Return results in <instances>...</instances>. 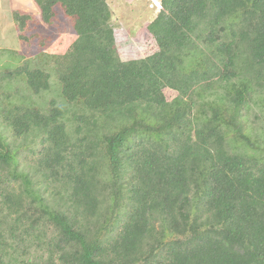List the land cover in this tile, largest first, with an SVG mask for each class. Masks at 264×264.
I'll list each match as a JSON object with an SVG mask.
<instances>
[{"label":"trees","instance_id":"obj_1","mask_svg":"<svg viewBox=\"0 0 264 264\" xmlns=\"http://www.w3.org/2000/svg\"><path fill=\"white\" fill-rule=\"evenodd\" d=\"M108 1L33 0L71 22L68 106L34 101L49 71L0 72V264H264V0H161L132 59Z\"/></svg>","mask_w":264,"mask_h":264},{"label":"rangeland","instance_id":"obj_2","mask_svg":"<svg viewBox=\"0 0 264 264\" xmlns=\"http://www.w3.org/2000/svg\"><path fill=\"white\" fill-rule=\"evenodd\" d=\"M160 4L161 0L108 1L117 48L124 59L136 58L156 50L155 42L149 36L146 27L159 13ZM15 12L31 17L23 33V39L19 37ZM41 22L40 12L33 0H0V72L21 66L26 61L31 62L33 67H40L51 73V89L33 97L34 101L41 107H45L50 100L68 106L61 96L54 62L50 58L64 51L66 37L72 36L71 22L61 9H57V16L49 26L42 25ZM20 89V95H30L23 86ZM166 95L168 100L174 97L169 90L166 91ZM250 111L249 125L255 132H264V106L258 102L254 103ZM19 144L20 141L17 142V145ZM28 160L33 165L34 161L38 160V154H30ZM40 253L42 252L33 249L29 256L34 262L41 264L43 260ZM46 257L44 254V258Z\"/></svg>","mask_w":264,"mask_h":264}]
</instances>
